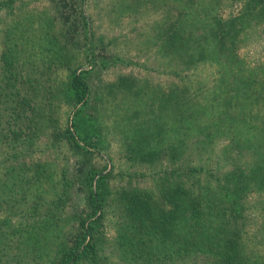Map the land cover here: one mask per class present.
Masks as SVG:
<instances>
[{
  "label": "rangeland",
  "instance_id": "obj_1",
  "mask_svg": "<svg viewBox=\"0 0 264 264\" xmlns=\"http://www.w3.org/2000/svg\"><path fill=\"white\" fill-rule=\"evenodd\" d=\"M190 1L15 0L11 5L4 3L7 6L0 11V56L10 47L20 69L35 73L31 95L37 103L41 102L34 119L36 136L32 141L24 143L19 139L13 147H0V171H13L12 175L0 173V184L4 183L10 191L8 195L0 192V264H52L59 260L76 243L80 221H86L87 225L90 219L94 220L89 217L92 207L88 195L90 189L97 193L99 177H105L103 192L109 205L104 223L94 230L96 255L84 256L81 259L85 262L79 264H135L122 251L125 245L120 230L124 224L115 204L121 192L142 189L157 193L158 183L164 181V171L175 170L166 176H169L165 180L168 187L183 181L187 167L196 163L202 164L205 172L186 179L187 182L193 183L197 190L215 185L211 177L214 172L209 169L220 170L211 161L233 147L226 143L225 137L214 140L205 153L198 154L203 143L197 141L199 131L192 132L190 146L194 147L195 155L189 154L183 161L184 157L178 158L177 153H165L169 146L180 144L177 139L180 135L175 131L183 117L178 113V105L183 109L182 92L187 89L192 100L190 112L195 108V97L199 100L202 95L196 91V82L209 88L208 77L213 69L199 66L197 72V69L192 71L188 58H175L177 63H174L160 38L166 32L162 28L170 15L178 16L179 11L184 19L185 16L204 18L206 11L212 10L213 14L220 2V13L233 16L239 14L247 0H196L195 4L190 3L191 11L185 15L183 12ZM201 1L204 3H198ZM66 14L69 21L64 19ZM13 23H17V29H10ZM247 27L239 50L248 66H258L256 74H261L264 24L251 23ZM72 72L82 75L88 85L87 108L79 119L80 124L91 130L94 143L80 140L72 127L80 107H75L66 94ZM122 79L129 81L125 83L127 87L122 86ZM188 82L194 83L188 86ZM170 92L175 94L176 107L166 105L170 101L166 95ZM67 127L86 151L62 140ZM137 128L143 131L135 139L145 140L140 134L150 133L151 143L164 140L160 142L165 148L160 155L162 159L141 161L135 155L137 147L135 151L130 150L131 141L126 136ZM159 130L162 133L157 137L155 133ZM231 150L234 153L235 148ZM223 156L230 166L232 160L227 157L230 155ZM252 157L250 151H245L246 162ZM35 161L44 164L43 173L40 169V173L33 175L30 169L22 168L25 162L32 166ZM17 171L28 172L30 182L23 175L15 176ZM37 177L40 181L35 182ZM252 196L246 213L257 209ZM245 232V237L252 241V250L264 257V218L250 217Z\"/></svg>",
  "mask_w": 264,
  "mask_h": 264
},
{
  "label": "trees",
  "instance_id": "obj_2",
  "mask_svg": "<svg viewBox=\"0 0 264 264\" xmlns=\"http://www.w3.org/2000/svg\"><path fill=\"white\" fill-rule=\"evenodd\" d=\"M15 0H2L0 11ZM188 2L185 15L191 11ZM6 3V4H4ZM204 3V1L198 2ZM206 11L204 18H189L170 15V20L162 28L160 42L166 46L169 59L174 63L175 58L189 59L192 71L199 66L213 69L208 79L210 87L196 82L197 90L202 95L199 100L195 97V108L191 107L189 94L182 92V110L178 105V113L183 117L179 120L180 126L175 131L180 136L179 146L174 143L167 151L178 154V158L195 155L194 147L190 146L192 132L199 131V140L202 149L198 154L205 153L206 148L214 140L226 138V143L232 145L230 150H224L211 161L219 172L211 176L215 185L206 186L197 190L193 183L186 179L194 175H201L205 167L200 163L188 166L183 175V181L171 186H165V180L175 172L164 171L162 183H158V192L152 193L142 189L138 191H123L119 198H115L118 206V216L123 218L122 250L129 254V260L135 264H264V257L252 250V241L246 236L245 228L250 217L264 218V66L263 73L256 74L258 66L252 68L240 53L247 26L264 24V0H247L239 14L223 16L219 10ZM69 21L66 14L64 18ZM17 23L10 24V29H17ZM40 41L37 42V46ZM49 48H47L48 50ZM0 60V147L11 146L20 139L32 141L36 136L34 119L39 103L31 95L35 81L31 70L22 71L18 66L16 54L7 47L1 53ZM191 67L188 68L191 69ZM198 69L196 70V72ZM263 74V75H262ZM196 75V73H195ZM198 77V76H196ZM121 84L128 80L122 79ZM190 86L194 82H188ZM28 84V87H25ZM214 86V88L212 87ZM33 89L35 87L33 86ZM36 90V89H35ZM66 94L73 105L80 106L74 115L72 127L78 133V138L90 144L94 141L91 130L80 124L82 112L87 108L89 90L84 77L72 72L67 81ZM201 91V92H200ZM199 94V95H200ZM198 95V94H197ZM170 100L166 105L175 104V94L166 95ZM194 100V99H193ZM180 103V102H179ZM143 131L137 128L132 135L126 136L131 151L137 150L141 161L151 162L164 154V140L151 143V135L140 136L145 139H135ZM171 132V131H170ZM162 133H155L157 137ZM131 136V137H130ZM62 140L68 141L76 148L86 151L76 141L70 128L62 134ZM94 143V142H93ZM94 145V144H93ZM245 151H250L252 160H244ZM208 153H206L207 155ZM231 158V165L227 166ZM207 157V156H206ZM220 159V160H219ZM28 162L22 168L29 170L33 175L40 173L44 164ZM26 166V168H25ZM21 170V169H20ZM3 171V173H2ZM3 176L12 175L13 171L4 169ZM44 171V170H43ZM41 169V173H43ZM23 175L30 182V174ZM32 175V178H33ZM22 176V177H23ZM39 178L35 179V182ZM93 175L90 178L92 186ZM105 177L96 180L97 193L89 191L88 202L92 207L87 225L80 221L76 243L69 250L64 251L62 257L52 264H79L84 256L96 255L98 249L95 236L96 228L104 223L105 210L109 203L105 200L103 183ZM40 181V179H39ZM8 187L0 184V192L10 193ZM10 189V187H9ZM119 193V192H118ZM254 195V196H252ZM255 197L256 211L246 213L249 198ZM257 197V198H256ZM114 201V200H112ZM100 213L96 218L95 216ZM97 231V230H96Z\"/></svg>",
  "mask_w": 264,
  "mask_h": 264
}]
</instances>
